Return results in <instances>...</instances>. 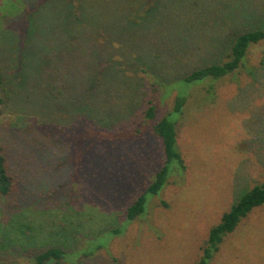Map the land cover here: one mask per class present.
Segmentation results:
<instances>
[{"label": "rangeland", "instance_id": "rangeland-1", "mask_svg": "<svg viewBox=\"0 0 264 264\" xmlns=\"http://www.w3.org/2000/svg\"><path fill=\"white\" fill-rule=\"evenodd\" d=\"M73 1L0 0L3 70L12 74L14 24L28 8L32 50L41 46L49 58L41 81L22 84L31 78L24 68L17 92L0 105V145L15 175L14 192L0 194V264H35L50 246L67 256L45 264H194L211 226L264 184V46L251 48L252 70L237 80L177 85L188 95L177 123L185 169L173 170L149 194L145 213L125 224V209L165 160L154 121L139 117L147 98L161 97L140 68L170 82L220 60L233 33L264 23V0ZM175 96L161 102L156 119ZM50 119L68 132L56 135L61 143L34 127ZM210 264H264V205L225 237Z\"/></svg>", "mask_w": 264, "mask_h": 264}, {"label": "trees", "instance_id": "trees-1", "mask_svg": "<svg viewBox=\"0 0 264 264\" xmlns=\"http://www.w3.org/2000/svg\"><path fill=\"white\" fill-rule=\"evenodd\" d=\"M68 1L71 2V4H73L74 2L73 0ZM149 9L150 6L146 12H148ZM30 11V8L25 11L24 16L22 17L21 24H14V31L17 38L16 44L18 45V48H14L17 49V52L15 58L12 60V74L10 75L9 73H7L0 65V105L5 101V98L11 99V94H13L15 91L17 92V84L20 83L21 70H23L24 68L27 69L29 67V74L31 78L22 84H24L26 87H30L41 81L39 76L42 75V69L46 66L47 63H49V58L44 55L41 46H39L35 50H32L36 47V42L38 40L33 41V36L31 35V26L36 22L33 20V18L30 17L32 13ZM80 11L81 14L79 15L83 17L84 13L82 10ZM72 18L73 22L78 19L80 20V17ZM41 24H43V22H41ZM14 31L12 30L11 32L13 33ZM4 32L5 31H3V33ZM3 38L4 36L2 35V39ZM260 44L264 46V23L257 28H248L246 30H241L240 32L233 33L230 36L229 41H227V44L225 43L223 49L219 53V56L221 55L220 60L211 61L203 66L193 68L184 76L177 79H172V81L170 82L165 81V79H162L161 77L153 73V70L149 67L140 68V70L146 76L151 78L154 87H158V92L161 94V97L160 104L154 101L153 95L147 98V107L141 112V114H139V117H141L142 120L146 119L150 122L154 121L152 122L151 127L155 135H157L161 140L163 151L165 154V160L163 165L152 175L149 184L145 187L143 192H141L135 198V200L125 209V224L132 222L145 213L149 194H156L164 186H166L170 181V178L172 176L171 173L173 172V170H175V173L177 174V172L182 173L179 171L185 169L184 157L182 155V152L180 151L178 143L179 131L177 123L180 119L179 116L183 113L188 95L182 94L177 85L179 83L190 85L199 81L201 83L210 81L213 84L219 79L226 76L232 77V79L237 80L238 75L243 68L247 73L251 72V66L247 65L248 56L251 48L255 45ZM45 51H47V47ZM63 53L60 54L61 57ZM112 55L113 54L111 53L110 56ZM31 56L32 58L29 61V58ZM34 56L36 58H34ZM37 58H40L38 63H41L38 67L33 66V62L36 61ZM262 59V63H264V52ZM107 62L115 63V60L112 58H108ZM135 64L142 65L140 64V62H136ZM31 66H33V68ZM95 76L90 78L91 82H96L98 77H100V74L96 73ZM48 77H50V75ZM204 79L207 80L203 81ZM17 80L19 81L18 83ZM45 80H48L45 82V85H51L53 83L52 78L51 80L47 78ZM173 90L176 91V96L173 101L171 110L167 114L156 119L158 115V108L162 105L161 102L163 103L164 99L169 97ZM171 111V114L176 115V119L171 118L169 114ZM85 116L87 115L85 114L82 117L85 118ZM141 118L139 119L140 121ZM60 126L61 125H59V123H57L56 121H52V119L39 121V123L34 125L38 132L44 137L49 138L53 144H56L57 142L61 143V139L57 138L56 135L61 137L62 135H64V133H68L65 132ZM87 131L90 132L89 129ZM141 131H143L142 127L140 130H136V132H133L131 130L130 133L140 135ZM64 139L66 138L64 137ZM67 142L68 141L62 143ZM14 190L15 175L9 169L7 156L5 154V147L3 145H0V194L8 197L14 192ZM262 205H264V184H254L249 189H247L230 206L228 210H226L222 214L220 221L217 224L211 226L208 231L207 239L201 247V256L194 264H210L225 237L228 234L232 233L238 226V224L244 218H246L253 211V209ZM111 232L118 233L120 232V230L118 228L112 229ZM98 247H102V245H99ZM66 254V250L62 247L50 246L37 253L34 256V261L35 264H45L50 260L60 262L67 256Z\"/></svg>", "mask_w": 264, "mask_h": 264}]
</instances>
